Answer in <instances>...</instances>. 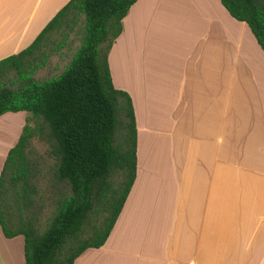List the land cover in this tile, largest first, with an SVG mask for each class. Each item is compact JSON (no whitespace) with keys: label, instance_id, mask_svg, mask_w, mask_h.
Wrapping results in <instances>:
<instances>
[{"label":"crops","instance_id":"0c3cea01","mask_svg":"<svg viewBox=\"0 0 264 264\" xmlns=\"http://www.w3.org/2000/svg\"><path fill=\"white\" fill-rule=\"evenodd\" d=\"M67 0H0V59ZM130 98L135 173L73 264H264V53L219 0H136L106 53ZM25 112L0 115V170ZM21 236V235H20ZM0 230V264H23Z\"/></svg>","mask_w":264,"mask_h":264},{"label":"trees","instance_id":"16d2710c","mask_svg":"<svg viewBox=\"0 0 264 264\" xmlns=\"http://www.w3.org/2000/svg\"><path fill=\"white\" fill-rule=\"evenodd\" d=\"M135 1L67 0L27 46L0 59V115L23 111L46 123L54 178L69 190L58 194L41 230L21 216L34 192L25 153L34 130L25 124L0 170V230L5 238L22 236L23 264H73L83 250L102 245L133 181L132 106L127 93L112 86L105 55ZM219 2L246 24L264 53V0ZM77 24L79 45L62 70L33 78Z\"/></svg>","mask_w":264,"mask_h":264},{"label":"rangeland","instance_id":"374dc122","mask_svg":"<svg viewBox=\"0 0 264 264\" xmlns=\"http://www.w3.org/2000/svg\"><path fill=\"white\" fill-rule=\"evenodd\" d=\"M81 34L80 25L77 24L66 36L62 48L49 54L44 66L35 71L33 78L41 80L58 74L78 47ZM52 37L55 41L61 38L58 33ZM24 114L21 130L25 124L34 130L25 151L28 166L34 174L31 181L34 184V192L31 194V204L22 209L21 216L31 219L35 229L41 230L54 211V200L58 194H68L69 190L66 184L56 181L53 175L57 160L50 151L54 143L48 126L41 119L30 117V113ZM19 238L22 241V236L19 235Z\"/></svg>","mask_w":264,"mask_h":264}]
</instances>
